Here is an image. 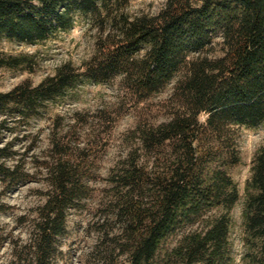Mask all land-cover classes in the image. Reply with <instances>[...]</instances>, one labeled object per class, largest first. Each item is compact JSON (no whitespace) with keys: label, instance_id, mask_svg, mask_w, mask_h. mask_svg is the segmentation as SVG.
Instances as JSON below:
<instances>
[{"label":"trees","instance_id":"trees-1","mask_svg":"<svg viewBox=\"0 0 264 264\" xmlns=\"http://www.w3.org/2000/svg\"><path fill=\"white\" fill-rule=\"evenodd\" d=\"M131 1L0 0V37L43 43L80 18L98 22L102 33L98 54L83 70L65 64L38 86L27 82L0 93V114L32 119L86 82L121 79L143 102L177 81L171 119L138 126L137 148L108 178L126 256L121 264H234L230 234L240 191L230 170L241 163L238 130L264 123V0H167L159 14L136 18L127 13ZM29 61L0 54V68L28 69ZM3 127L0 182L12 190L32 175L9 165L14 154ZM47 170L35 264H55L68 213L90 191L72 160L60 157ZM246 193L244 227L255 243L264 240V147ZM6 210L0 194V213ZM252 264H264V252Z\"/></svg>","mask_w":264,"mask_h":264},{"label":"rangeland","instance_id":"rangeland-1","mask_svg":"<svg viewBox=\"0 0 264 264\" xmlns=\"http://www.w3.org/2000/svg\"><path fill=\"white\" fill-rule=\"evenodd\" d=\"M166 3L167 0H132L127 13L132 18L154 16ZM98 24L93 19L80 18L72 30L38 44L0 37L1 55L30 60L28 69L0 68V93L27 82L38 86L65 64L83 70L98 54L102 37ZM220 51L218 46L217 56ZM176 82L143 102L124 87L121 79L101 85L86 82L63 98L47 103L32 119L11 111L0 114L5 144L14 154L9 165L20 164L32 175L28 183L12 190H6L0 182V194L7 206L0 213V264H35L40 210L50 190L47 167L60 157L80 164L90 191L88 198L68 213L67 233L60 238L55 264H121L126 260L121 255V226L110 207L113 194L108 178L137 148L133 133L138 126L159 125L171 119L176 106L172 97ZM237 136L241 163L230 173L238 185L240 201L232 212L230 238L234 264H252L255 256L264 252V240L250 242L243 210L253 161L264 147V123L256 128H240ZM180 238H173L170 247Z\"/></svg>","mask_w":264,"mask_h":264}]
</instances>
